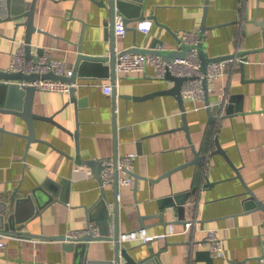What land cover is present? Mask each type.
<instances>
[{"label": "crops", "instance_id": "1", "mask_svg": "<svg viewBox=\"0 0 264 264\" xmlns=\"http://www.w3.org/2000/svg\"><path fill=\"white\" fill-rule=\"evenodd\" d=\"M144 1V15L127 25L126 34L116 39V50L144 47L156 39L163 50L181 51L185 45L180 43L179 34L199 30L205 21L208 28L201 43L209 57L239 54L237 57L241 58L246 53L247 58L242 68L240 61H236L225 66L224 75L208 80V101L216 106L226 96H241L237 102L241 111L219 119L213 126L207 122L202 103L183 99L189 143L181 129L182 111L174 95L138 98L172 86L164 79L151 78V68L146 69L147 75L116 74L114 95L102 90L103 84L112 83L111 76L77 78L76 97L85 106L76 105V109L68 104L60 115L54 114L68 101L69 93L36 90L34 112L54 115L67 130L78 131L79 150L72 135L52 123L38 120L34 121L36 137L48 144L34 141L27 145L25 122L18 116L0 114V127L5 128L0 131V204H10L9 197L18 187V196H22L46 180L60 182L58 201L47 206L41 216L34 215L27 221V232L64 236L67 231L83 229L93 222L104 236L110 230L115 232L116 227L119 233L143 227L148 234L156 236L173 224L176 233L172 236L149 243L126 242L121 247L142 252L148 246L163 249L164 264H208L198 259V252L207 251L203 239L206 230L215 227L219 229L228 259L264 264V210L243 209L249 193L222 155L211 153L201 164L186 165L161 176L193 161L192 146L201 155L209 154L216 148L213 140L216 137L245 184L264 203V24H261L264 0H209L206 13V0ZM36 4L34 22L42 32L32 35L34 58L42 48L43 53L63 61L66 70L73 71L79 52L91 56L108 53V11L102 5L92 0H37ZM144 21L151 22L147 33L137 29V24ZM13 28L14 22L0 25L4 35H0V69L5 71L16 40L24 38L21 27L10 40ZM101 72L108 70L103 68ZM113 101L117 107L116 144ZM218 112L216 108L215 113ZM115 149L117 155L136 153L132 184L118 185L117 223L113 184L104 188L103 197L94 168L76 160V155L82 160H103L112 157ZM177 193H189L185 219L192 220L191 225L178 222L175 208H160L163 198ZM17 206V218L28 219L29 206L24 203ZM9 211L15 212V205ZM163 211L166 212L161 219ZM0 243V264H75L74 252L63 250L58 240L1 235ZM113 244L108 240L90 241L86 259H91L92 264H104L113 257ZM211 259L210 264H225L221 259Z\"/></svg>", "mask_w": 264, "mask_h": 264}, {"label": "water", "instance_id": "2", "mask_svg": "<svg viewBox=\"0 0 264 264\" xmlns=\"http://www.w3.org/2000/svg\"><path fill=\"white\" fill-rule=\"evenodd\" d=\"M72 1H78V0H72ZM96 2L99 5H102L105 9L108 11V32L110 37V47L107 54L102 56H91L87 54L80 53L77 55L76 62L74 64L73 68V75L72 76H60L57 74H54L53 72H49L46 74H39V73H32V74H24L22 72H8L5 70L0 69V114L5 116H12L16 117L18 116L21 118L28 128V132L25 135V138L27 140V145L34 141H42L45 142L39 138L36 137V127H35V120L43 121L46 123H52L56 127H59L61 130H63L68 135H72L74 137V144H76L77 151L79 150V144H78V131H70L67 130L64 126H62L60 123H58L54 119V115H60L63 114L66 111V108L68 107V104H73L74 108H76V105L78 108H82L84 103L79 102L78 98L76 97V88L75 86H72L69 88V99L68 101L60 108L56 114L52 115L51 117L40 115L38 113H35L33 110V100L35 96L36 88L34 86L30 85H20L19 83H32V81L39 80V79H53V80H60L64 82H70V83H76L77 78L85 77L88 75L95 76V77H102L104 76H111L112 80V94L115 93V79H116V72H115V50H116V38L114 37V16L117 14H120L122 16V19L124 20V24L127 30V25L129 23H134L139 20V18L144 15L143 12L145 11V1L144 0H92ZM209 0H206L204 12L206 13L207 5ZM37 0H0V25H5L6 23L14 22V28H13V35L12 37H9L10 40H13L15 38V35L19 28H24V52L25 57L27 59L34 58L31 53V46H32V35L34 32H42L40 29H38L34 22V15L36 11L37 6ZM261 24H264L261 22ZM207 28L205 26V21L202 23L198 30V35L200 42L196 45V49L199 52V57L201 61V70L203 72H206L207 65L211 61H219L223 60L225 58H236L239 56V54H232L227 55L225 57H209L202 49V39L204 34L207 31ZM131 30H134V28H128ZM3 35V33L0 31V35ZM4 36V35H3ZM161 42L159 40L154 39L150 45L148 43L144 45V47H136L132 49L131 51L134 52H143L148 53L152 55H161L166 60H172L174 58H185L187 55V51L190 49L189 46H183L181 51H166L161 48ZM135 45L136 42H135ZM43 53V49L39 48L37 51V56L41 55ZM241 61L239 63V67H243L244 61H246V53L242 54ZM239 58V57H237ZM104 68V70H108V73H103L101 70ZM109 74V75H107ZM165 81L172 83V86L169 89L166 90H158L155 93H149L146 95L139 96L138 98H148L152 97L156 94H168V95H174L176 98V101L182 111L181 120H182V126L181 129H183L187 135V140H189V127L186 123L185 118V107L183 105V97H182V88L181 85L185 78L183 77H177L172 76L169 73L164 78ZM264 81V80H263ZM208 80L206 78L202 81V87L204 90V105L206 108V113L208 117V124H213V126H216L219 122V119L226 118L227 116L234 115L235 113L241 111V107L238 106L237 102L241 98V96L236 95H230L224 98V100L220 103L221 105H211L208 101ZM235 103V105H233ZM112 111H113V125H114V143L116 144V131H117V125L115 124V112H116V103H112L111 105ZM218 108L219 112L218 114L215 113V109ZM77 109V108H76ZM224 111V115H223ZM13 123V122H12ZM0 131H5L4 127H0ZM214 142L216 145V148L211 150L210 153L201 155L199 151H197L192 146L193 151V161L189 163H184L181 165L176 166L174 169L165 172L164 174H161L162 177L168 176L171 172H175L176 170L185 167L186 165H193V164H201L204 160L207 161L209 158L208 156L211 155V153H219L222 155L226 161L230 164V166L233 168L234 173L236 174V177L240 180L241 184L245 188V191L249 193V196L244 200L243 203V209L245 211L253 210V209H259L264 210V203L260 201L259 197L256 195L254 191H252L247 184L242 179L241 174L239 173V170L235 167V165L232 163L230 157L227 156L226 152L222 149L219 140L214 137ZM191 140H189L190 143ZM47 143V142H45ZM48 144V143H47ZM62 152L61 150H58ZM63 153V152H62ZM117 151L114 150L112 159L116 161L117 158ZM76 160L78 162H81V165L84 166H92L94 168V175L95 178L98 179L99 185L102 191L104 188L101 187V178L100 173L103 169L102 167V161L100 160H93V159H87L82 160L78 155H76ZM205 161V162H206ZM134 177V174L132 175ZM52 181L46 180L44 183L41 184L39 187H35L34 189H31L29 192L22 193V196H18L19 187L14 189L12 194L10 195V204H6L5 202L0 204V236L1 235H8L12 237H22V238H44L48 240H58L62 242V248L63 250L67 252H74V258H75V264H92L93 261L90 259H86L85 253L87 244L90 243V241L96 240L93 238L92 235L86 236L79 242H66L64 240L65 237L62 236H54L49 237L45 235L40 234H32L27 232L26 229V222L29 221L34 215L41 216V212L47 208L50 204H52L54 201H58V192L61 189L62 183H51ZM113 187L115 190V202H114V213H115V220L117 223L118 220V213H117V207H118V181H117V175L115 173L114 175V182ZM195 189V188H194ZM194 189H192V193H194ZM104 197V196H103ZM189 193H183L172 196H166V198H163L160 208H175L176 211H178L179 220L180 223H192V220L187 221L185 219L186 210L188 208L186 207V203H190L188 201ZM66 201V200H65ZM101 201V200H100ZM99 201V202H100ZM97 202V204L99 203ZM186 202V203H185ZM18 203H24L29 206V217L28 219H23L22 217L17 218V205ZM102 203V202H100ZM96 204V205H97ZM12 205H15V212L11 213L9 211L10 207ZM100 205V204H99ZM98 206V205H97ZM160 215V218L163 219L165 216V212ZM89 223V222H88ZM166 224L170 223L168 221L165 222ZM143 225L141 224L140 227ZM114 252L112 259L103 262L104 264H164L163 260L161 259V253L163 249L155 250L153 246H148V249L146 252L142 251H132V249L124 248L119 245L117 242L119 230L117 227L114 229ZM106 237L103 235L100 240H104ZM198 259L203 260L210 264L212 261L209 251H203L198 252ZM98 261V260H97Z\"/></svg>", "mask_w": 264, "mask_h": 264}, {"label": "built area", "instance_id": "3", "mask_svg": "<svg viewBox=\"0 0 264 264\" xmlns=\"http://www.w3.org/2000/svg\"><path fill=\"white\" fill-rule=\"evenodd\" d=\"M114 37L119 39L126 34V27L124 20L120 14L114 16ZM151 26L150 21H144L137 24V29L148 32ZM180 43L189 46L185 58H174L172 60H166L163 57L155 54H148L143 52H134L131 50H115V72L117 75L123 73H138L141 72L147 75L146 69L151 68L152 73L149 75L153 79H164L169 73L177 77H183L185 80L181 85V92L183 99L192 100L202 103L204 105V90L202 87V81L204 78L207 80L217 79L224 75L225 66L228 64H235L236 61H241V58H225L219 61H211L208 63L206 72L201 70V61L199 52L196 49V45L200 42L198 30L183 31L180 34ZM16 47L11 55V61L8 67V72H22L24 74H46L50 71L60 76H72V70H66L64 62L53 58L48 53H42L36 58L27 59L24 52V40H16ZM22 85L34 86L36 90L43 92H61L68 93V90L72 86H76V83L64 82L53 79H39L32 81V83H22ZM102 90L106 94L112 93L111 83H105L102 86ZM205 106V105H204ZM136 153H124L118 155L116 161L112 157H105L102 161V171L100 173L101 187L106 188L114 182V175H117V181L119 186L131 185L133 182V171L135 164ZM118 195V194H117ZM118 198L119 195L117 196ZM192 224V223H191ZM189 223V225H191ZM176 233L173 224H169L167 230L160 235H150L145 228H138L135 230L127 231L125 233H119L117 242L119 245H123L126 242H140L149 243L154 240H160V238H167ZM92 235L96 240H100L103 235L100 233L95 223L89 222L83 229H72L67 231L64 235L66 242H79L86 236ZM105 241L114 242V232H110L105 236ZM93 240V241H96ZM203 244L209 251L211 258L215 257L223 260L225 264H248L243 260L228 259L224 253V245L219 233V229L212 227L206 230ZM2 247V243H0Z\"/></svg>", "mask_w": 264, "mask_h": 264}]
</instances>
